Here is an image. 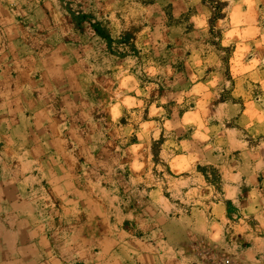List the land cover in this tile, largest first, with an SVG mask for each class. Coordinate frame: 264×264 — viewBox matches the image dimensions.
I'll use <instances>...</instances> for the list:
<instances>
[{
    "label": "rangeland",
    "instance_id": "1",
    "mask_svg": "<svg viewBox=\"0 0 264 264\" xmlns=\"http://www.w3.org/2000/svg\"><path fill=\"white\" fill-rule=\"evenodd\" d=\"M0 188L36 262L264 264V0H0Z\"/></svg>",
    "mask_w": 264,
    "mask_h": 264
},
{
    "label": "crops",
    "instance_id": "2",
    "mask_svg": "<svg viewBox=\"0 0 264 264\" xmlns=\"http://www.w3.org/2000/svg\"><path fill=\"white\" fill-rule=\"evenodd\" d=\"M5 192V189L0 188V264H46L36 262L34 253H26L29 250L28 246L27 248L24 247L27 239L21 235L22 226L17 225L14 228L10 223L9 204L6 201ZM12 229L15 231L13 232ZM2 258L4 259L3 262L1 261ZM253 260L252 258L251 263Z\"/></svg>",
    "mask_w": 264,
    "mask_h": 264
},
{
    "label": "clouds",
    "instance_id": "3",
    "mask_svg": "<svg viewBox=\"0 0 264 264\" xmlns=\"http://www.w3.org/2000/svg\"><path fill=\"white\" fill-rule=\"evenodd\" d=\"M209 16H210V13H208L207 15H202L200 17H194L193 18L194 21H195V23H196L197 28L202 29L205 33L207 32V20H208V17ZM158 71H159L158 69L152 68V67H149L147 69V72H148V74L150 76L157 75ZM150 87H155V85H151ZM138 95H145L146 96L147 95V92L145 91L144 93H138ZM124 103L127 104V105H129V106H131V104H132L131 101H124ZM161 103H163V101H161ZM137 107L139 108L140 105L137 104ZM120 114L121 113L119 111H117L116 108H113L112 109V117H113V119H116L118 116H120ZM153 114H156V110L155 109H154ZM225 223H227V221H225Z\"/></svg>",
    "mask_w": 264,
    "mask_h": 264
}]
</instances>
